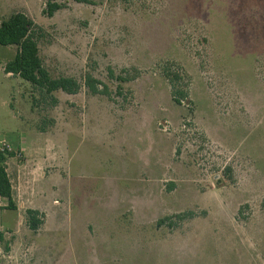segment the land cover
Instances as JSON below:
<instances>
[{
    "label": "rangeland",
    "instance_id": "374dc122",
    "mask_svg": "<svg viewBox=\"0 0 264 264\" xmlns=\"http://www.w3.org/2000/svg\"><path fill=\"white\" fill-rule=\"evenodd\" d=\"M60 3L47 17L43 0H0V23L41 28L50 76L80 84L41 97L6 77L17 47L0 46L18 205L0 264H264V0Z\"/></svg>",
    "mask_w": 264,
    "mask_h": 264
},
{
    "label": "trees",
    "instance_id": "16d2710c",
    "mask_svg": "<svg viewBox=\"0 0 264 264\" xmlns=\"http://www.w3.org/2000/svg\"><path fill=\"white\" fill-rule=\"evenodd\" d=\"M43 15L53 16L61 9L64 0H43ZM78 3L90 4L91 0H73ZM41 28L33 23L31 19L22 13H15L8 19L0 23V46H16L17 51L12 61L8 62L3 70L5 74L17 76L30 84L32 89L40 94L41 97H51L56 91H61L68 95L76 94L80 89V84L71 77L53 78L44 68L39 57L38 37ZM111 77L113 74L109 73ZM176 77V76H174ZM115 80L124 83L132 80L131 78L116 77ZM176 78L171 79L175 82ZM84 86L92 95L108 96V89L105 85L87 75L84 79ZM185 97L180 91H173L174 102L179 104ZM55 101V100H54ZM56 102V101H55ZM4 157L0 155V197L7 202L6 209L15 210L13 202V192L6 169L2 165ZM38 212L27 210V223L32 231H35L41 224L40 220L33 217ZM164 221V220H163Z\"/></svg>",
    "mask_w": 264,
    "mask_h": 264
},
{
    "label": "crops",
    "instance_id": "0c3cea01",
    "mask_svg": "<svg viewBox=\"0 0 264 264\" xmlns=\"http://www.w3.org/2000/svg\"><path fill=\"white\" fill-rule=\"evenodd\" d=\"M5 75H6V77H8L10 74H5ZM20 142H21V138H20ZM6 173H7V169H6ZM7 176H8V174H7ZM8 178H9V176H8ZM13 202H14V206H15L16 209L15 210L6 209L7 202H6L5 199H3V198L0 197V217L8 216L9 215L8 214L9 211L10 212H14V211L16 212V211H18V205L16 204L14 198H13ZM30 209H33V208H30ZM2 214H3V216H2Z\"/></svg>",
    "mask_w": 264,
    "mask_h": 264
},
{
    "label": "built area",
    "instance_id": "2783aa9c",
    "mask_svg": "<svg viewBox=\"0 0 264 264\" xmlns=\"http://www.w3.org/2000/svg\"><path fill=\"white\" fill-rule=\"evenodd\" d=\"M13 151L12 145L5 139L0 137V155L6 157Z\"/></svg>",
    "mask_w": 264,
    "mask_h": 264
}]
</instances>
